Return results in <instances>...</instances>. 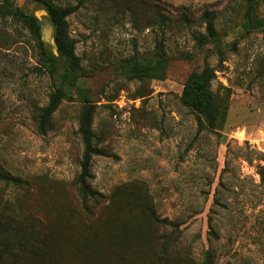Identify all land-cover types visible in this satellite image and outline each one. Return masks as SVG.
<instances>
[{
	"label": "rangeland",
	"instance_id": "1",
	"mask_svg": "<svg viewBox=\"0 0 264 264\" xmlns=\"http://www.w3.org/2000/svg\"><path fill=\"white\" fill-rule=\"evenodd\" d=\"M45 3L73 8L78 67L40 135L62 71L40 70L41 46L52 48ZM263 24L264 0H0V264H201L205 250L216 264H264ZM205 66L213 128L181 99ZM89 106L104 154L82 202Z\"/></svg>",
	"mask_w": 264,
	"mask_h": 264
},
{
	"label": "trees",
	"instance_id": "2",
	"mask_svg": "<svg viewBox=\"0 0 264 264\" xmlns=\"http://www.w3.org/2000/svg\"><path fill=\"white\" fill-rule=\"evenodd\" d=\"M45 10L48 13L49 19L54 26V41L57 47V55L52 54L49 50L41 46V61L40 70L44 69L50 74H56L61 69L59 85L50 97L49 102L44 106L36 118V130L38 134L44 135L50 127V118L56 111L61 99L66 95L64 86L68 84V81L74 77L73 71L77 69V57L74 53L75 43L69 37L67 16L72 12L73 8L69 7H54L45 3ZM29 30L39 37V24L34 15H22ZM203 18L205 20V30L208 36L213 37L215 35L214 14L210 11L203 12ZM181 20L188 22V18L185 14H182ZM161 27L167 25V20L163 16L161 19ZM261 26V24H259ZM264 27V24H263ZM42 45V44H41ZM62 60V64L59 63ZM214 78V72L207 66H205L199 72L191 73L186 83L183 86L181 92L182 102L195 110H203L209 118V126L211 128L215 125L217 118L216 108L211 102L209 86L211 80ZM92 118L93 110L91 107L86 109L81 114L78 124V134L83 143V152L79 160V172L76 177V184L79 188L80 198L82 202H85L88 197H93V193L88 184V180L91 177L90 163L93 156L103 155L104 152L100 150L94 142V135L92 132ZM261 160L264 161V155L261 156ZM264 164L259 166L260 176L263 178ZM168 220H161V222H167ZM172 228H176L177 224L169 222ZM211 234L217 237L215 231L211 229ZM3 246L7 247L10 242H4ZM201 264H216L215 254L211 250H205L203 252V259Z\"/></svg>",
	"mask_w": 264,
	"mask_h": 264
},
{
	"label": "water",
	"instance_id": "3",
	"mask_svg": "<svg viewBox=\"0 0 264 264\" xmlns=\"http://www.w3.org/2000/svg\"><path fill=\"white\" fill-rule=\"evenodd\" d=\"M43 13L46 15V18H47V20H48V22H49V24H50V26L52 27V30H53L52 37L50 38V41H49V44L52 46L51 52H52V54L57 55V47H56V44H55V41H54V26L52 25V23H51V21L49 19L47 11L45 10ZM44 14H42V15H44ZM36 16H37V18H40L41 15H36Z\"/></svg>",
	"mask_w": 264,
	"mask_h": 264
}]
</instances>
